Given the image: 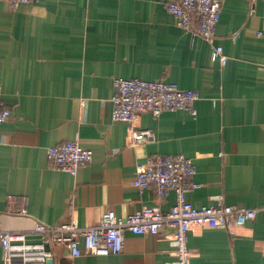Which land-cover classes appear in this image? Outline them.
I'll return each mask as SVG.
<instances>
[{
	"label": "crops",
	"instance_id": "0c3cea01",
	"mask_svg": "<svg viewBox=\"0 0 264 264\" xmlns=\"http://www.w3.org/2000/svg\"><path fill=\"white\" fill-rule=\"evenodd\" d=\"M172 1L39 0L11 9L0 0V87L11 111L0 124V227L93 225L106 211L127 217L153 206L156 185L141 191L132 181L137 165L157 154L194 160L200 187L187 198L196 207L217 198L264 207V0H221L214 44L224 48V66L212 60L211 43L177 25ZM115 78L196 90L197 114L142 113L135 127L155 138L133 143L130 125L113 119ZM76 139L93 160L72 176L52 165L47 148ZM175 202L171 191L162 210ZM170 233L127 232L118 254L70 258L55 246L47 264H167ZM188 246L191 264H264V210L234 236L193 227Z\"/></svg>",
	"mask_w": 264,
	"mask_h": 264
},
{
	"label": "built area",
	"instance_id": "2783aa9c",
	"mask_svg": "<svg viewBox=\"0 0 264 264\" xmlns=\"http://www.w3.org/2000/svg\"><path fill=\"white\" fill-rule=\"evenodd\" d=\"M39 0H8L11 9L36 3ZM221 0H174L167 4V11L177 25L194 36L212 44L211 58L226 65L228 57L222 45L214 44L216 29L221 16ZM113 119L130 125L129 138L136 144L153 141L154 132L135 127L142 113L159 117L166 111H186L196 115V102L200 95L196 90H185L177 83L164 80L114 79ZM11 111L2 102L0 87V124L9 120ZM52 165L76 176L80 168L93 160V151L82 146L79 139L65 141L47 148ZM197 168L194 160L184 154L153 155L137 165L132 181L135 188L143 191L156 185V204L145 206L137 213L118 217L106 211L101 221L93 225H79L74 221L48 225L37 223L31 231H10L0 227L2 264H47L53 257L55 246L64 247L70 258L89 253L118 254L125 246V235H158L170 228L169 242L173 247L172 260L167 264H191L192 251L188 246V232L193 227H222L231 236L255 219L259 209L237 207L219 203L212 206H194L188 193L200 187L195 181ZM175 192L176 202L164 212L161 204L167 195ZM8 201L12 202V197ZM30 236L38 237L36 240Z\"/></svg>",
	"mask_w": 264,
	"mask_h": 264
},
{
	"label": "water",
	"instance_id": "95a60500",
	"mask_svg": "<svg viewBox=\"0 0 264 264\" xmlns=\"http://www.w3.org/2000/svg\"><path fill=\"white\" fill-rule=\"evenodd\" d=\"M47 263H49V260H48V262Z\"/></svg>",
	"mask_w": 264,
	"mask_h": 264
}]
</instances>
